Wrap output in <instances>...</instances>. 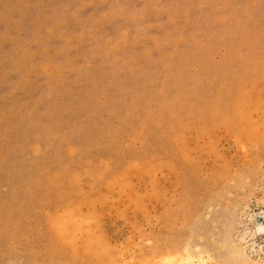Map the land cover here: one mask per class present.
Masks as SVG:
<instances>
[{"label": "rangeland", "instance_id": "374dc122", "mask_svg": "<svg viewBox=\"0 0 264 264\" xmlns=\"http://www.w3.org/2000/svg\"><path fill=\"white\" fill-rule=\"evenodd\" d=\"M188 254L264 264V0H0V264Z\"/></svg>", "mask_w": 264, "mask_h": 264}, {"label": "bare ground", "instance_id": "6f19581e", "mask_svg": "<svg viewBox=\"0 0 264 264\" xmlns=\"http://www.w3.org/2000/svg\"><path fill=\"white\" fill-rule=\"evenodd\" d=\"M64 219H65V218H64ZM66 222H67V221H66ZM64 223H65V222H64ZM71 223H72V222H71ZM61 226H62V225H61ZM73 228H74V227H73ZM88 230H89V229H88ZM64 233H65V232H64ZM63 238H64V237H63ZM70 238H71V237H70ZM188 256H189V257H188L186 263H187V264H194V262H195L194 259H193V258H194V257H193L194 255H192V254L189 255V254H188ZM175 262H176V261H175ZM175 262H174L173 264H176V263H177V262H176V263H175ZM237 262H238V261H237ZM180 263H181V264H184L182 261H178V264H180ZM186 263H185V264H186ZM202 264H208V263H207V262H204V263H202Z\"/></svg>", "mask_w": 264, "mask_h": 264}]
</instances>
